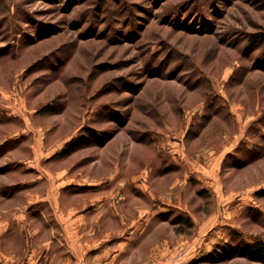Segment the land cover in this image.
<instances>
[{
	"label": "rangeland",
	"instance_id": "rangeland-1",
	"mask_svg": "<svg viewBox=\"0 0 264 264\" xmlns=\"http://www.w3.org/2000/svg\"><path fill=\"white\" fill-rule=\"evenodd\" d=\"M262 33L264 0H0V198L59 185L148 219L155 263L264 264Z\"/></svg>",
	"mask_w": 264,
	"mask_h": 264
},
{
	"label": "crops",
	"instance_id": "crops-1",
	"mask_svg": "<svg viewBox=\"0 0 264 264\" xmlns=\"http://www.w3.org/2000/svg\"><path fill=\"white\" fill-rule=\"evenodd\" d=\"M25 192L0 198V264H161L153 259L149 220L117 216V207Z\"/></svg>",
	"mask_w": 264,
	"mask_h": 264
},
{
	"label": "trees",
	"instance_id": "trees-1",
	"mask_svg": "<svg viewBox=\"0 0 264 264\" xmlns=\"http://www.w3.org/2000/svg\"><path fill=\"white\" fill-rule=\"evenodd\" d=\"M255 36H258L259 34H253ZM260 38H264V33L261 34ZM74 149V148H73ZM244 249L246 252H249V254H253L256 256H264V247L261 245L260 242H256L254 244H245Z\"/></svg>",
	"mask_w": 264,
	"mask_h": 264
}]
</instances>
